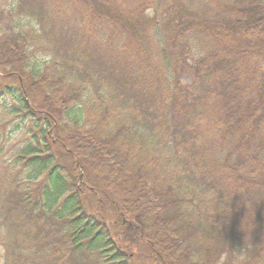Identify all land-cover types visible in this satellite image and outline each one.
<instances>
[{"label": "trees", "instance_id": "trees-1", "mask_svg": "<svg viewBox=\"0 0 264 264\" xmlns=\"http://www.w3.org/2000/svg\"><path fill=\"white\" fill-rule=\"evenodd\" d=\"M264 264V0H0V264Z\"/></svg>", "mask_w": 264, "mask_h": 264}, {"label": "rangeland", "instance_id": "rangeland-1", "mask_svg": "<svg viewBox=\"0 0 264 264\" xmlns=\"http://www.w3.org/2000/svg\"><path fill=\"white\" fill-rule=\"evenodd\" d=\"M2 2H5V4H8L9 1H12V0H1ZM136 262H138V264H146V262H148L147 260L146 261H142V259L138 258L136 259Z\"/></svg>", "mask_w": 264, "mask_h": 264}]
</instances>
